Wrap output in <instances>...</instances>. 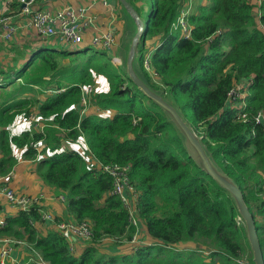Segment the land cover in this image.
Returning <instances> with one entry per match:
<instances>
[{"label":"trees","instance_id":"16d2710c","mask_svg":"<svg viewBox=\"0 0 264 264\" xmlns=\"http://www.w3.org/2000/svg\"><path fill=\"white\" fill-rule=\"evenodd\" d=\"M135 2L148 6L146 12L136 7L147 17L138 50L142 79L177 109L219 171L244 194L264 252V123L255 122L264 112V3L259 24L253 0H207L190 16L192 36L185 38L171 29L183 0H133L134 7ZM157 37L162 40L150 55L148 70L144 52L147 41ZM80 53L42 47L15 71L22 82L15 83L9 72L0 73V176H9L19 161L14 148L23 150L24 160L38 163L44 183L65 196L68 219L91 224L92 246L76 257L60 232L38 235L37 208L8 218L1 234L25 239L47 264H174L182 256L166 246L181 242L208 245L212 261L218 258L220 264H255L234 198L190 155L167 112L115 67L107 52L95 50L84 59ZM97 76H104L110 89L95 92L91 103L114 116L82 115V87L96 86ZM239 84L248 92L243 111L228 103L229 92ZM48 88L65 91L41 103L43 132L35 128L12 135L10 126L29 117L38 103L21 96ZM82 137L88 155L102 165L130 166V184L138 195L136 218L160 246L138 248L133 255L99 253L103 239L121 245L133 239L138 227L122 199L111 195L112 177L90 167L80 152L60 151L64 141L75 143ZM40 141L45 145L41 153L35 147ZM188 260L207 264L197 253Z\"/></svg>","mask_w":264,"mask_h":264},{"label":"crops","instance_id":"0c3cea01","mask_svg":"<svg viewBox=\"0 0 264 264\" xmlns=\"http://www.w3.org/2000/svg\"><path fill=\"white\" fill-rule=\"evenodd\" d=\"M108 4L103 2H94L93 0H39L35 6V10H48V11H61L66 8H86L88 10V15L94 18V24L91 26H86L84 34V43L79 48V51H89L98 50L101 52H107L110 57H118L121 59L122 65L124 66L121 54L128 57L127 44L130 47V39L137 33V28L134 33H131V24L129 33H121V27L119 21L122 20L121 13L123 12V5L117 0L116 5H114L115 0H107ZM130 4L133 0H127ZM195 0V9L200 3L206 4L207 0ZM253 4L255 1L253 0ZM132 5V4H131ZM133 6V5H132ZM147 6L144 2H135V10L137 8L145 9ZM125 9V7H124ZM126 10V9H125ZM256 10V8H255ZM128 12V11H127ZM138 12V11H137ZM146 12V10H145ZM255 12H258L257 10ZM130 19L134 22L133 17L128 12ZM140 17L142 15H139ZM0 18H8L13 26L16 27L15 34L11 39H6L4 37V30L0 25V73H10L12 79L15 83L22 82L21 79H17L15 76V71L20 70L29 61L30 57L36 53L42 47H49L59 51H73L71 46L65 45L59 41L57 38H42L40 37L36 30L29 25V18L22 14V6L14 4L10 6L8 11H3V6L0 3ZM142 18V17H141ZM126 20V18H123ZM259 20V18H258ZM132 22V23H133ZM134 25V23H133ZM113 35L116 39L114 47L110 51H102L93 46V39L97 35ZM36 38V39H35ZM162 38H154L151 43L153 46H157L161 42ZM39 41H41L39 43ZM60 45V46H58ZM3 77L0 74V79ZM104 77V76H100ZM105 78V77H104ZM97 79V77H96ZM50 80V79H48ZM99 84L94 86L96 92H105L99 90ZM34 89L39 90V87L35 86ZM49 89V88H48ZM54 89V88H53ZM49 90H44L41 92L27 94L21 96V98H34L38 103L32 107V112L29 117L34 116L38 118V123H28V118H18L9 128L12 135H20L25 131H30L37 128L36 125L41 129L45 128V123L43 118L40 116L39 107L43 103L50 93ZM47 91V92H45ZM57 91V90H55ZM246 97L240 102L241 105L245 104L248 92L245 93ZM87 97V96H86ZM240 105V106H241ZM100 109L95 105H88L82 111L85 116H100ZM114 113V112H113ZM38 129V128H37ZM2 128L0 127V131ZM39 130V129H38ZM44 130V129H43ZM68 148L71 150H76L88 158V164L91 166H97L95 162L88 155V148L85 139L82 137L77 142L71 143ZM14 155L18 158L17 165L13 168L12 173L7 176H0V214L7 219L10 217H16L21 212L19 208L9 202L6 192L12 191L16 196L29 197V198H40V220L34 221V227L38 232V235L46 236L49 232L55 231L59 232L58 223L62 221H72L69 220L67 215V203L61 199L63 195L62 192L58 191L56 188L51 187L44 183V181L38 175V163L32 160L23 159V150L14 148ZM0 158L2 154L0 153ZM43 212L50 213L54 220L49 221L44 219ZM138 233L136 235V242L130 243L125 242L121 245H117L116 241L113 239L105 238L97 245L98 251L102 255L115 256V255H133L138 248L160 246L161 243L151 237L145 224L139 219ZM4 236L0 231V238ZM8 237V236H6ZM91 241H74L72 245V253L76 257L82 256L85 250L92 246ZM2 243H0V264H31L37 260L36 254H33L29 247L25 244L17 245L14 247L10 256L3 261L1 258ZM174 253L182 256L179 260L175 261L174 264H190L188 260V255L192 253L199 254L205 259L207 264H220L218 258L213 261L211 259L212 249L208 245L200 242H181L177 245H173L170 249Z\"/></svg>","mask_w":264,"mask_h":264},{"label":"built area","instance_id":"2783aa9c","mask_svg":"<svg viewBox=\"0 0 264 264\" xmlns=\"http://www.w3.org/2000/svg\"><path fill=\"white\" fill-rule=\"evenodd\" d=\"M39 0H0V3L3 6V11H8L10 6L17 4L22 6V14L29 18V25L33 27L37 34L42 38H57L59 41L65 45L71 46L74 49L80 48L84 43V34L86 26H91L94 24V18L88 15V10L86 8H66L61 11H48V10H35L34 6ZM94 2H103L104 4H108L107 0H93ZM255 8L258 12H255L257 16V21L259 24L261 23V17L263 12L261 10V6L264 3V0H254ZM195 0H183L182 8L180 11V15L177 20L172 24V31H179L185 38H191L193 26L190 24V16L195 11ZM255 10V11H256ZM259 18V20H258ZM8 18H0V25L4 30V37L6 39H11L15 34L16 27L11 25ZM264 32V26L260 24ZM220 33V31H218ZM115 37L113 35H97L93 39V46L102 51H110L115 45ZM149 54L146 57V61L149 62L150 58ZM113 64L115 66H121V59L118 57L113 58ZM148 64V63H146ZM83 98H82V106L85 109L88 105H93L91 103V97L96 92L94 87L91 86H83ZM65 91L62 90H50V93H60ZM47 92V91H46ZM247 87L245 84L236 85L228 95V103L234 108H238V110H244L246 107V103L241 105V101L246 97ZM87 96V97H86ZM241 105V106H240ZM99 108V107H98ZM100 116H114L115 113L111 111H103L101 108ZM83 115V114H82ZM84 116V115H83ZM88 117V116H85ZM242 120H247V115H241ZM28 123H38V118L31 116L28 118ZM137 122V121H135ZM255 122L257 124L264 123V112L261 111L255 117ZM38 131L43 132L44 127L41 129L38 125H36ZM33 144V143H32ZM71 143L69 141H64L62 143L60 151L68 150V146ZM38 152L41 153L45 148V145L42 141L35 144ZM88 148V147H87ZM42 156L40 155L39 158ZM90 158L97 164V168L102 170L104 173L108 174L112 177L114 181L113 189L111 191V195L118 196L122 199L124 204L129 208L132 223L139 227V220L136 218V204L138 200V195L134 188L130 184L129 172L130 166H122L120 164H110V165H102L91 156ZM87 161L88 158L86 157ZM1 190V189H0ZM6 196L10 203L17 206L22 212H31L34 208H37L38 212H41L40 208V198H29V197H20L16 196L12 191L6 192ZM61 199L66 202V198L64 195L61 196ZM43 217L46 220L53 221V216L48 212H43ZM239 223H244L243 218L238 219ZM6 220L0 214V231L6 227ZM58 228L60 234L70 243V248L72 251V245L74 241H92L93 239V231L92 226L89 222H75V221H62L58 223ZM138 233V231H137ZM136 233V235H137ZM136 235L133 237L130 243L136 242ZM0 243H2L1 249V258L5 261L13 251L14 247L17 245H27L30 251L33 254H36L38 257L36 263L47 264L38 254V252L33 248V245L28 243L25 239H16L13 237H3L0 238ZM172 246H166V248H171ZM241 264H249L248 261H239Z\"/></svg>","mask_w":264,"mask_h":264},{"label":"water","instance_id":"95a60500","mask_svg":"<svg viewBox=\"0 0 264 264\" xmlns=\"http://www.w3.org/2000/svg\"><path fill=\"white\" fill-rule=\"evenodd\" d=\"M119 1L131 14L138 25L137 34L130 39L131 47L127 61V71L129 78L144 93V95L153 100L167 112L181 133L184 135L186 147L190 155L207 174H209L221 187L226 189L232 195L245 222L249 243L253 253V261L255 264H264V252L259 239L255 217L245 201L244 194L228 176L219 171V169L211 160V157L208 155L200 137L181 117L177 109L172 106L161 94L153 91L135 72L133 63L136 58L138 45L142 39L146 24H144V21L139 16L138 12L127 0ZM116 3L117 0H115L114 5H116ZM145 10H148V6H145Z\"/></svg>","mask_w":264,"mask_h":264},{"label":"rangeland","instance_id":"374dc122","mask_svg":"<svg viewBox=\"0 0 264 264\" xmlns=\"http://www.w3.org/2000/svg\"><path fill=\"white\" fill-rule=\"evenodd\" d=\"M200 2H201V0H200ZM199 2V3H200ZM202 3H200V5H201ZM126 9V8H125ZM124 9V7H123V12L121 13V17H122V20H120L119 21V24H120V27H121V33L123 32L124 34L125 33H129V31H130V24H131V33H134L135 32V29L137 28L138 29V25H137V22L134 20V22L130 19L131 17L129 16V14H128V12H127V10H125ZM142 17V20L144 21V24H146L147 23V17L145 16V15H142L141 16ZM123 18H126V20H124ZM134 23V25H133V23ZM144 31H145V27H144ZM221 33V32H220ZM137 34V33H136ZM136 34H134V35H136ZM36 39V38H35ZM151 41L152 40H150V41H147V45H146V49H145V56L147 57L149 54H151L152 52H153V50H154V48L156 47V46H153V43H151ZM41 41H39V43H40ZM139 45H140V43H139ZM139 45H138V49H137V54H136V58H135V60H134V63H133V67H134V70H135V72L138 74V76L142 79V70H141V66H140V61H139V52H138V50H139ZM158 45V44H157ZM58 46H60V45H58ZM131 47V46H130ZM130 47L128 46V44H127V48H128V56H129V52H130ZM72 52H76V50H73ZM77 52H81L80 53V57L82 58V59H84V58H87V57H89V56H91L94 52H95V50L94 49H92V50H89V51H79V48L77 49ZM109 55V54H108ZM79 57V58H80ZM121 57H122V59H123V63H124V66L123 65H121V66H118V68H122V71L123 72H125V73H127V75L129 76V74H128V71H127V65H128V63H127V61H128V57H126L125 55H123V54H121ZM110 58V60H111V63H113V57H109ZM146 63H148L149 64V62L148 61H146L145 60V67L148 69V70H150V68H149V65L148 64H146ZM62 64L63 65H66V64H68V61H62ZM114 65V64H113ZM115 66V65H114ZM115 67H117V66H115ZM156 80H157V78H155ZM97 84H99V90L100 91H109V89H110V86H109V83H108V81H107V79L106 78H104V77H100V76H97ZM143 80V79H142ZM188 121H189V123L192 125L193 124V115L191 114V112L189 113V117H188ZM190 126V125H189ZM191 127V126H190ZM245 223V222H244Z\"/></svg>","mask_w":264,"mask_h":264}]
</instances>
